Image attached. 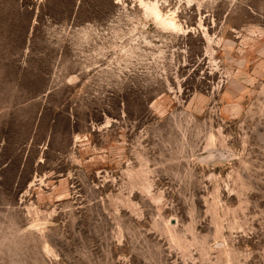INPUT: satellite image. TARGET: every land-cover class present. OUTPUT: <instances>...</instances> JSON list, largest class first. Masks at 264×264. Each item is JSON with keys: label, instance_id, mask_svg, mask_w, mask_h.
Returning a JSON list of instances; mask_svg holds the SVG:
<instances>
[{"label": "rangeland", "instance_id": "1", "mask_svg": "<svg viewBox=\"0 0 264 264\" xmlns=\"http://www.w3.org/2000/svg\"><path fill=\"white\" fill-rule=\"evenodd\" d=\"M0 264H264V0H0Z\"/></svg>", "mask_w": 264, "mask_h": 264}, {"label": "bare ground", "instance_id": "2", "mask_svg": "<svg viewBox=\"0 0 264 264\" xmlns=\"http://www.w3.org/2000/svg\"><path fill=\"white\" fill-rule=\"evenodd\" d=\"M152 4V3H151ZM156 4V3H155ZM148 6V5H147ZM149 7H147L148 9ZM150 12L152 13V15L154 16V18L162 23L163 25L167 26V27H176L178 26L175 22V20L172 17H165L162 15V13L160 12L159 8L156 5H153L150 8Z\"/></svg>", "mask_w": 264, "mask_h": 264}]
</instances>
